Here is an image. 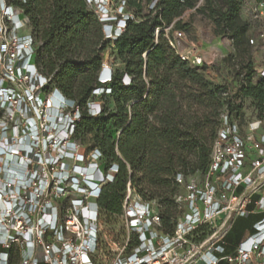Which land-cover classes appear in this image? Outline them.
I'll list each match as a JSON object with an SVG mask.
<instances>
[{
  "label": "built area",
  "instance_id": "1",
  "mask_svg": "<svg viewBox=\"0 0 264 264\" xmlns=\"http://www.w3.org/2000/svg\"><path fill=\"white\" fill-rule=\"evenodd\" d=\"M87 2L106 38L116 39L124 32L130 15L124 0L115 16L106 13L111 0ZM23 14L22 7L0 0V42L1 22L8 19L17 30L28 24ZM171 30L164 29L183 60L194 66L208 63L189 55L182 30ZM261 37L264 41V32ZM15 39L14 48L0 44V56L6 54L9 62L0 79V102L4 108L16 103L25 125L16 138L14 132L9 138L0 134V264H11L12 247L18 249V264H264V119L242 121L228 110L221 115L207 172L176 176L184 193L177 198L181 212L172 219L171 230L162 210L133 194L130 184L122 212L109 216L120 218L121 227L110 226L99 199L104 185L114 180L117 165L106 172L98 150L80 153L73 139L80 109L61 92L49 93L52 99L46 104L55 108L40 113L38 105L45 99L38 94L47 78L34 62L30 33ZM16 72L30 79L31 90L20 94L7 84L17 79ZM111 73L103 66L101 81L108 82ZM258 75L264 77V66ZM91 108L99 113L100 103L91 102ZM68 160H75L73 166ZM49 168L52 178L45 175ZM63 192L75 196L59 206L56 200ZM253 213L263 214L254 231L232 253H225L235 219Z\"/></svg>",
  "mask_w": 264,
  "mask_h": 264
},
{
  "label": "trees",
  "instance_id": "2",
  "mask_svg": "<svg viewBox=\"0 0 264 264\" xmlns=\"http://www.w3.org/2000/svg\"><path fill=\"white\" fill-rule=\"evenodd\" d=\"M124 1L130 15L124 32L113 39L106 38L87 0H9L28 18L34 62L47 78L43 93L58 90L80 109L73 139L91 134V150L99 151L104 171L118 167L99 199L107 216L122 212L128 184L133 194L151 201L163 195L152 192L151 186L166 192L172 185L179 187L177 174L190 176L199 170L203 176L208 170L221 119L208 121L220 115L224 105L220 95L227 87L206 80L200 69L206 66L183 60L166 36L164 29L170 26L171 31L188 29L181 19L188 10L211 20L215 33L228 35L237 55L247 57L238 93L252 99L256 117L264 119V77L258 75L254 81L258 72L252 65L250 22L241 16L243 0ZM108 45L114 47L121 67L112 69L110 80L102 82ZM98 95L111 99L114 107L100 104L95 114L91 102ZM226 104L244 121L240 108L231 101ZM162 217L171 230L175 212L162 210ZM262 217L258 213L237 217L226 236L225 253H232ZM10 254L11 264H18L13 247Z\"/></svg>",
  "mask_w": 264,
  "mask_h": 264
},
{
  "label": "rangeland",
  "instance_id": "3",
  "mask_svg": "<svg viewBox=\"0 0 264 264\" xmlns=\"http://www.w3.org/2000/svg\"><path fill=\"white\" fill-rule=\"evenodd\" d=\"M241 9H243V18L250 22L249 37L254 40V42L251 43L252 65L253 69L258 72L260 67L264 64V41L261 37V33L264 32V7L260 8L253 0H243ZM119 10V1L111 0L106 13L115 16L118 14ZM145 13L146 10H144L142 14ZM142 14H140L141 17L143 16ZM139 19L140 18L136 17V20ZM181 19L184 24H189L187 30H182L185 35V47L189 55L191 57L200 56L203 60L208 62L205 64L206 67H200L206 80L227 87V91L220 95L222 102H224L220 115L211 117L208 123L220 121L221 115L227 111V108H230L229 105L227 106L226 101H231L232 106L240 108V113L246 120H250L257 116L258 110L254 107L252 99L243 97L238 93L239 85L246 73L245 67L248 63L247 57L237 55L231 38L228 35H217L214 31L215 28L212 21L202 14L197 13L195 9L188 10ZM3 21L4 23L1 22V24L4 30L3 33H1L0 42L2 47V44H7L10 49L14 48L17 35L30 33L31 29L28 24H23L16 30L8 19H4ZM8 63L7 55L3 53L0 56V79L7 74ZM103 66H107L111 69L121 67V63L112 45H108L104 51ZM16 75L17 79L14 77L12 80L8 81L7 84L12 87L16 93L24 94V92L31 90L32 86L30 79L25 75H21L19 72H16ZM257 79L258 73L254 76V81H257ZM4 84H6V82ZM38 95L45 99L43 103H39L38 105L40 106V113H51L55 106H50V104L46 103L48 99H52V94L40 93ZM94 99L96 103L105 104L110 108L114 107L111 99L101 98L100 95ZM59 111H64V108H59ZM24 125L25 119L16 103L10 108H4L0 102V134L5 133V136L9 138L14 132L13 136L16 138L17 131L22 129ZM208 132V138L210 139L211 132ZM90 138L91 134L87 133L82 139L77 140L80 153L88 155L90 151H92ZM68 161L72 166L75 163V160ZM84 164H86V162H84ZM55 169L58 170V166ZM47 171L45 175L52 178L54 176V171H52L51 168L47 169ZM190 175L202 176L199 170H196ZM151 188L152 192H163L161 197H155L151 200L156 208L160 210L170 208L176 215L180 214L181 209L176 202L177 198L184 193L182 188L172 185L166 192H164V189L155 186H151ZM74 196V193L63 192L60 197L55 200L59 206H62L63 204L66 205L69 199ZM132 197L136 198L134 195ZM104 219L110 226L121 227L120 218H110L105 214ZM14 255L15 257L19 255L17 247L15 248Z\"/></svg>",
  "mask_w": 264,
  "mask_h": 264
},
{
  "label": "crops",
  "instance_id": "4",
  "mask_svg": "<svg viewBox=\"0 0 264 264\" xmlns=\"http://www.w3.org/2000/svg\"><path fill=\"white\" fill-rule=\"evenodd\" d=\"M253 1H254V0H253ZM254 2H255V1H254ZM255 3H256V2H255ZM242 11H243V9H241V16L243 17ZM263 66H264V64L260 67V69L263 68ZM260 69H259V70H260ZM259 70H258V71H259ZM246 234H247V233H246ZM246 234H245V235H246ZM245 235H244V236H245ZM244 236H243V237H244ZM243 237H242V238H243Z\"/></svg>",
  "mask_w": 264,
  "mask_h": 264
}]
</instances>
